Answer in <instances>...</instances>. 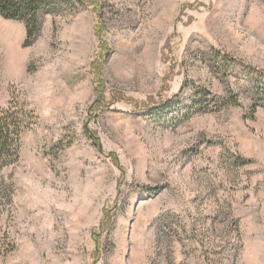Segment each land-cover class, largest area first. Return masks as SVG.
Listing matches in <instances>:
<instances>
[{
    "label": "rangeland",
    "instance_id": "obj_1",
    "mask_svg": "<svg viewBox=\"0 0 264 264\" xmlns=\"http://www.w3.org/2000/svg\"><path fill=\"white\" fill-rule=\"evenodd\" d=\"M96 1L30 47L0 17V110L34 117L0 170V264H264V110L211 68L264 71V0ZM226 85L240 106L199 113L195 88Z\"/></svg>",
    "mask_w": 264,
    "mask_h": 264
},
{
    "label": "trees",
    "instance_id": "obj_2",
    "mask_svg": "<svg viewBox=\"0 0 264 264\" xmlns=\"http://www.w3.org/2000/svg\"><path fill=\"white\" fill-rule=\"evenodd\" d=\"M90 3L95 6V9L102 8L96 0H0V17L4 20L23 23L25 38L22 45L30 47L40 37L42 25L47 16H75L86 9ZM99 16L101 18V15ZM213 60L212 71L220 75L223 84L229 81L232 68L240 69L241 74L249 79L246 88L251 96V105L246 118L253 120L259 109L264 110V71L227 55L220 56L215 53ZM98 94L103 101L102 91ZM194 102L199 113L218 112L240 106L237 92L229 85H226L224 94L221 96L214 95L205 88L196 87ZM175 104L177 103L173 100H166L162 104L145 109L151 115L160 112L164 114L171 111ZM33 120V115L18 102L10 101L6 108L0 110V170L13 167L17 163L20 136L32 125ZM147 190L150 193H156L159 188ZM13 195V185L0 176V213L4 210L9 211Z\"/></svg>",
    "mask_w": 264,
    "mask_h": 264
},
{
    "label": "water",
    "instance_id": "obj_3",
    "mask_svg": "<svg viewBox=\"0 0 264 264\" xmlns=\"http://www.w3.org/2000/svg\"><path fill=\"white\" fill-rule=\"evenodd\" d=\"M99 150L101 151V145L98 146Z\"/></svg>",
    "mask_w": 264,
    "mask_h": 264
}]
</instances>
